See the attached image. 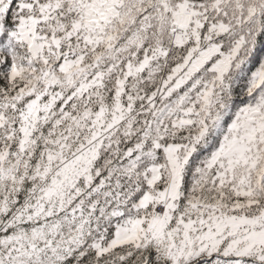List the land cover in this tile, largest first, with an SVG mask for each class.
Wrapping results in <instances>:
<instances>
[{
  "label": "snow or ice",
  "instance_id": "6c2138e0",
  "mask_svg": "<svg viewBox=\"0 0 264 264\" xmlns=\"http://www.w3.org/2000/svg\"><path fill=\"white\" fill-rule=\"evenodd\" d=\"M0 264H264V0H0Z\"/></svg>",
  "mask_w": 264,
  "mask_h": 264
}]
</instances>
